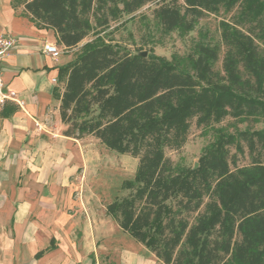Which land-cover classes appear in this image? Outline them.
<instances>
[{
  "label": "trees",
  "instance_id": "obj_1",
  "mask_svg": "<svg viewBox=\"0 0 264 264\" xmlns=\"http://www.w3.org/2000/svg\"><path fill=\"white\" fill-rule=\"evenodd\" d=\"M149 1L118 0L114 11L132 13ZM93 2L21 4L24 14L37 26L54 29L68 49L90 30ZM183 3L184 11L158 8L163 31L188 32L201 11L238 7L236 20L222 27L223 74L213 71L218 50L207 43H196L188 56L192 73L161 56L132 54L100 38L84 43L60 68L62 134L92 136L110 150L138 158L133 178L122 183L129 192L109 202L106 212L163 264H264V127L236 134L212 128L197 165L174 166L165 155L166 148L185 141L192 119L202 126L228 115L264 119V50L253 36L264 38V0ZM243 23H252L258 33L243 31ZM241 141L252 159L237 166L230 146L241 151Z\"/></svg>",
  "mask_w": 264,
  "mask_h": 264
},
{
  "label": "crops",
  "instance_id": "obj_2",
  "mask_svg": "<svg viewBox=\"0 0 264 264\" xmlns=\"http://www.w3.org/2000/svg\"><path fill=\"white\" fill-rule=\"evenodd\" d=\"M0 34L12 40L2 79L23 100L0 103V264H100L98 253L113 243H103L85 177L75 176L85 168L83 138L64 136L59 116L60 68L72 59L46 54L43 45L57 44V33L12 0H0ZM114 248L117 264L161 262L129 241Z\"/></svg>",
  "mask_w": 264,
  "mask_h": 264
},
{
  "label": "rangeland",
  "instance_id": "obj_3",
  "mask_svg": "<svg viewBox=\"0 0 264 264\" xmlns=\"http://www.w3.org/2000/svg\"><path fill=\"white\" fill-rule=\"evenodd\" d=\"M23 1L25 0H12L17 4H21ZM117 2L118 0L115 2L94 0L93 8L89 14L91 28L85 38L78 45L68 49L57 42L61 58H75L84 43H92L100 38L102 41L118 46L132 54L144 53L145 56H161L179 68L192 73L188 56L194 51L196 43H207L215 46L218 50V59L212 63L213 71L219 75L223 74L222 61L226 48L221 37L222 27L224 22L233 23L236 20L238 7L231 11L220 7L215 13L201 11L196 17L191 31L165 32L157 18L158 8L163 5H172L178 6L181 11H184L183 0L149 1L132 13L114 11ZM118 7L121 9L122 5L119 4ZM262 20L264 21V13ZM240 28L245 32L253 28L255 34L258 33L252 23H243ZM253 36L258 47L264 50V38ZM216 127H223L228 132L236 134L239 131L263 128L264 119L246 117L244 121H240L238 118L228 115L219 123H212L210 126L196 125L195 119H192L185 141L179 147L166 148V157L172 161L174 166L197 165L202 148L212 140L214 133L212 128ZM240 145L241 151L234 145L230 146V154L236 160L234 165H249L252 155L243 141L240 142ZM81 147L84 153L85 168H79L75 176L83 174L85 177L84 190L87 204L99 219L103 243H113L111 246L108 244V247L107 244L103 245L102 252L98 253L100 264H117V249L114 246L116 242L124 241L132 242L136 250H143L147 258L154 260V255L143 244L135 241L127 233H123L115 220L106 212V205L109 202L129 192L122 188V183L133 178L138 158L110 150L92 136L84 137ZM231 166L233 168V163ZM155 262L162 264L158 260ZM147 264L155 263L147 261Z\"/></svg>",
  "mask_w": 264,
  "mask_h": 264
},
{
  "label": "built area",
  "instance_id": "obj_4",
  "mask_svg": "<svg viewBox=\"0 0 264 264\" xmlns=\"http://www.w3.org/2000/svg\"><path fill=\"white\" fill-rule=\"evenodd\" d=\"M11 43L12 40L7 34H0V103H3L5 100H11L22 107L23 100L17 96L15 91L8 89L2 79L1 61L11 46ZM43 51L55 59L61 54L59 47L53 42L45 43L43 45Z\"/></svg>",
  "mask_w": 264,
  "mask_h": 264
},
{
  "label": "water",
  "instance_id": "obj_5",
  "mask_svg": "<svg viewBox=\"0 0 264 264\" xmlns=\"http://www.w3.org/2000/svg\"><path fill=\"white\" fill-rule=\"evenodd\" d=\"M143 55H145V54L143 53Z\"/></svg>",
  "mask_w": 264,
  "mask_h": 264
}]
</instances>
